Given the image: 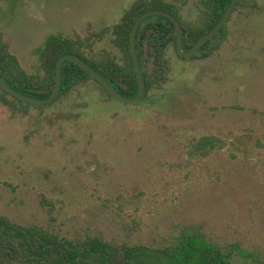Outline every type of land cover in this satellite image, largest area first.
Listing matches in <instances>:
<instances>
[{"label":"rangeland","instance_id":"1","mask_svg":"<svg viewBox=\"0 0 264 264\" xmlns=\"http://www.w3.org/2000/svg\"><path fill=\"white\" fill-rule=\"evenodd\" d=\"M134 1L0 0V36L35 73L48 35L84 37L119 22ZM245 3L212 56L181 59L170 49L166 82L142 100L88 81L28 115L0 103V215L70 239L147 247L199 231L264 264V0ZM196 15L184 6V19ZM95 49L118 54L108 36ZM142 63L150 74L148 51ZM203 134L225 146L190 159L187 147ZM41 194L56 203L53 221Z\"/></svg>","mask_w":264,"mask_h":264},{"label":"trees","instance_id":"2","mask_svg":"<svg viewBox=\"0 0 264 264\" xmlns=\"http://www.w3.org/2000/svg\"><path fill=\"white\" fill-rule=\"evenodd\" d=\"M192 3L197 9L193 19H184L185 5ZM231 0H135L128 6L119 22L91 31L86 36L68 37L53 33L35 49L38 71L28 73L9 51L7 41L0 36V77L12 88L39 99L47 98L55 84L57 60L66 54L83 59L125 97H134L138 82L130 49V33L135 20L150 10L172 14L182 29V48L188 50L219 21ZM246 7L245 0H237L232 14L222 28L190 59H206L220 50L229 34L228 22L233 13ZM106 36L118 54L95 45ZM135 48L143 69V50L152 55L151 73L144 76L145 93L166 82L169 74L168 51H177V40L171 21L162 15L145 18L138 26ZM88 81L114 97L97 80L72 61L61 65V86L58 96L49 104H33L13 96L0 87V103L12 115H28L32 109L42 111L56 103L62 96ZM115 98V97H114ZM225 146V141L215 134H203L194 139L186 149L190 159L206 157ZM0 184H2L0 182ZM51 221L55 219L56 203L40 195ZM257 258L237 243L222 248L208 240L199 231H183L169 243L159 247L140 244H115L100 236L86 235L70 239L53 230L37 225H21L0 215V264H257Z\"/></svg>","mask_w":264,"mask_h":264},{"label":"water","instance_id":"3","mask_svg":"<svg viewBox=\"0 0 264 264\" xmlns=\"http://www.w3.org/2000/svg\"><path fill=\"white\" fill-rule=\"evenodd\" d=\"M237 0H231V3L227 7L226 11L223 13L219 21L214 25L212 29H210L205 35H203L201 38H199L188 50H183L182 48V29L179 21L170 13L162 10H150L143 14H141L134 22L131 33H130V49H131V55L132 60L134 63L136 76H137V82H138V91L134 97H125L119 91L112 85L111 82H109L107 79H105L99 72H97L95 69H93L88 63H86L83 59L78 57L74 54H66L61 56L56 63V78H55V84L54 88L51 92V94L45 98V99H39L36 97H32L29 95H26L24 93H21L17 91L16 89L9 86L1 77H0V87L3 88L8 93L12 94L13 96L20 98L24 101L33 103V104H49L51 103L59 94L60 92V86H61V65L64 61H72L78 66H80L84 71H86L91 77H93L95 80H97L104 88H106L115 98L128 102L133 103L142 98L145 92V83H144V76L143 71L139 62V58L136 52L135 48V36L138 29V26L140 23L147 17L153 16V15H162L167 17L171 23L174 26V31L176 34V40H177V51L180 56L184 58L191 57L194 53L197 52V50L204 45L209 39H211L226 23L229 16L232 14L233 9L235 7Z\"/></svg>","mask_w":264,"mask_h":264}]
</instances>
